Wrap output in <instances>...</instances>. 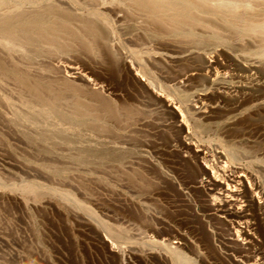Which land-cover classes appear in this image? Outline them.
<instances>
[{"label":"rangeland","instance_id":"rangeland-1","mask_svg":"<svg viewBox=\"0 0 264 264\" xmlns=\"http://www.w3.org/2000/svg\"><path fill=\"white\" fill-rule=\"evenodd\" d=\"M195 1L160 0L149 13L139 0H0V264H177L151 234L168 229L186 264H218L189 222L203 208L219 256L233 246L264 264V0L233 2L232 33L221 14L194 10L184 24L167 5ZM89 23L108 57L73 41ZM88 68L112 73L119 90L92 83ZM206 153L241 168V182L227 190ZM184 161L200 173L188 187ZM220 206L244 217L234 225Z\"/></svg>","mask_w":264,"mask_h":264},{"label":"bare ground","instance_id":"bare-ground-1","mask_svg":"<svg viewBox=\"0 0 264 264\" xmlns=\"http://www.w3.org/2000/svg\"><path fill=\"white\" fill-rule=\"evenodd\" d=\"M97 1L98 0H92V2L94 4H96ZM159 1L160 0H139L138 5L143 10H145L146 12L153 13V12L159 11V9H161V7L163 6V4H160ZM187 1H190V0H187ZM235 1L236 0H197V1H195V3L190 2L186 5H180L179 3H176V2L175 3L169 2L167 5H168V8L173 9L175 11H179L183 14L182 22L184 24L190 23V20L193 17V15L191 13L194 10H197L201 14H207V15L221 14L222 18L224 19L223 20L224 25L222 26V28L225 27L226 31H230V33H232L234 30V26H233L234 19L237 17H240V18L242 17L241 16L242 14H240V13L236 14L235 12H233L234 10H232L233 9L232 7L234 6L233 2H235ZM241 2H242V0H241ZM13 18H14V15L5 16V17H3L2 22H4L8 26H11ZM14 20H15V18H14ZM206 23L209 24L208 21ZM30 24L31 23L28 22V23H24L21 26L20 31L22 34L27 35L28 32L31 31ZM210 25H211V23L208 25V28L210 27L209 28L210 30L208 32L211 34V36H213L214 38H220L221 39V36H219L217 29H215L216 28L215 25H213V24L211 26ZM35 26L36 27L39 26L40 34L42 31H43V33H45V29H44L41 22H36ZM243 27L245 28L244 31L248 32L253 27H256V26H253L250 23H247ZM211 28H212V30H211ZM56 29L57 30H63V27H61V26L56 27ZM81 32L83 34L82 37L76 36V34H74V33H71V37H72L73 41L75 43H77L79 47L82 48V50H84L86 53L92 55L93 57L96 56L97 54H101L102 56H105V58L108 57L109 51L107 49V44H108L109 40L107 37H105L103 35L100 36L99 34H97L96 26L94 24H92V23L87 24L82 29ZM185 33L187 35L192 34L191 31L185 32ZM100 39L102 41H105V42L102 43L100 41ZM112 66H111V68L102 67L100 69L101 70H107L108 72H110L109 70H115L114 68H112ZM88 69L90 70V73L92 75V79H91L93 81L92 83H94L97 86H107V87L112 86L109 88V90H111L110 93L119 90V83L115 82L114 87H113V81H114L113 77L114 76L112 73L109 74V77H105L104 75H102V73H100V71L98 72L97 70L92 69V68H88ZM116 73H118L117 75H119V70H117ZM149 73L150 72H146L147 75ZM213 85H214L215 89H224L226 91L236 90L235 89L236 87L234 85H230L229 83H225V82L214 81ZM195 98L197 99V101L200 99L199 96H194L192 99L195 100ZM103 105L105 107H107L110 105V103L107 100H103ZM104 109H106V108H104ZM210 157L218 158L220 160H222L221 158H223L221 155L217 156V154H215V153H212L210 156L207 155V153H206V156L204 159L209 164L211 161ZM223 163L224 164L218 165V167L212 166L211 164H210V166L214 170L216 177H218V178L221 177V179L225 180L227 190H229L230 187L232 186V184L234 185L232 187H236L235 186L236 183L241 182L240 176H242V174L245 172L242 171L241 168H239V167H232V166L229 167L225 161ZM182 167H183V169L181 170V173L178 175L182 184L185 185L186 187H188V185H190L192 183H196L197 179L200 176V173L194 167H192L191 164L187 161H184ZM253 189L255 190L256 193H260L261 185L256 184L255 188L253 185ZM258 189H259V191H258ZM263 194H264V192H263ZM230 196L236 197V199L240 200V202H245V200L247 198V196H245L243 194L236 195V196L230 195ZM214 198H215V200L220 199L218 196H215V195H214ZM189 206L186 207L187 211H191V208ZM201 211H202L203 216L205 217L206 212H205L204 208L201 209ZM212 211H216V212L220 211L222 214L229 216L230 220L233 221L234 225L239 224L240 221L242 220V218L244 217V216H241V214H238L234 211H229L228 209H226L225 206L213 208ZM190 214H191V212H190ZM203 218H201V216L199 217L195 214H191L189 222L198 226V231L201 235V242L206 246L208 251L213 255L214 260L218 264H228V262L231 260L229 258V255L234 256V257L235 256L239 257L243 264H260L258 261L262 260L261 255H260V253H258L255 250L254 251H247L243 248H237V247H233V246H227V247L225 246V247H222V249L224 250V253L226 255L225 258H223L222 256H219L210 243L211 242V236L206 232V225L209 223V221H207L206 219L204 220ZM183 224H185V223H183ZM255 226H256L255 227L256 232L261 236V238L263 239V242H264V227L261 225V223L259 221L256 222ZM236 231L238 233L237 234L238 236H242V234H239L242 232L238 228H236ZM151 234H152V236H154L157 239V241L162 242L164 245H166V247H168V249H169L168 252L178 255L179 259L177 261V264H186V262H188L187 257L178 248L171 247L170 239H172V238L177 239V235L174 233L173 230L168 229V230L158 231L156 233H151ZM215 237L219 241L222 240V234L219 232H216ZM229 245H230V243H229Z\"/></svg>","mask_w":264,"mask_h":264}]
</instances>
